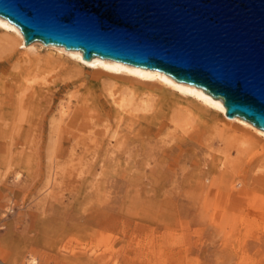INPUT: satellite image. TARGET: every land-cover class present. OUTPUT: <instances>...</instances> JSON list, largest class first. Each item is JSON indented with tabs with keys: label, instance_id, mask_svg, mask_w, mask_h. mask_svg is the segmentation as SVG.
<instances>
[{
	"label": "rangeland",
	"instance_id": "1",
	"mask_svg": "<svg viewBox=\"0 0 264 264\" xmlns=\"http://www.w3.org/2000/svg\"><path fill=\"white\" fill-rule=\"evenodd\" d=\"M13 57L0 69L5 77L0 85L10 88L7 95L11 91L3 129H25L27 141L0 150V264H264V139L233 143L239 132L202 110L208 126L215 121L220 130L205 131L196 143L183 146L181 155L192 156L204 170L214 163L220 173L203 180L202 188L188 195L194 203L185 199L189 203L182 209V159L160 194L136 190L126 174L100 172L122 170L129 164L125 156L117 167L100 159L90 165L66 156L48 160V136L59 107L83 94L103 99L109 89L92 80L90 69L69 76L43 60L23 61L22 49ZM32 89L41 95L31 96ZM196 128L204 129L200 123ZM184 166L192 170L189 162ZM214 177L220 185L209 195ZM198 215L204 216L199 225L191 221Z\"/></svg>",
	"mask_w": 264,
	"mask_h": 264
},
{
	"label": "bare ground",
	"instance_id": "2",
	"mask_svg": "<svg viewBox=\"0 0 264 264\" xmlns=\"http://www.w3.org/2000/svg\"><path fill=\"white\" fill-rule=\"evenodd\" d=\"M19 49H22L23 61L40 64L43 60L44 63L61 69L69 76H79L85 68L90 69L86 71H89L92 80H101L102 84L109 89L103 99L98 95L88 97L83 94L78 96L74 102L68 99L65 105L59 107L58 121L53 123L52 131L48 136L46 146L48 160L66 156L89 164L100 159L101 162L113 163L114 167H117L119 158L125 156L129 164L122 170L107 167L101 169L100 172L126 174L136 190H142L148 194H160L163 182L170 175H176L173 168L182 159L184 164L189 162L192 167V170H188L184 164L180 167L182 193L178 205L183 209L189 203H186L185 199L194 203L193 196L188 195L199 191L204 185L203 180H210V175L215 176L220 173L214 163L207 165V170H204L200 169L199 164L192 156L183 157L181 155L183 146L191 142L196 143L205 131L217 132L218 124L213 121L208 126L207 119L203 118L204 113L212 111L215 116H220L223 119L222 122L225 126L233 127L239 132L238 135L232 136L233 143L248 145L264 139L263 130L239 117H227L225 106L200 87L177 81L159 70L130 65L113 59L93 56L91 59L85 60L80 50L66 49L60 45H46L41 41L25 44L19 28L0 16V69L2 65L14 58V54ZM42 52L45 55L44 58L40 56ZM48 67L46 68L48 69ZM0 77L1 79L5 78L2 77V74ZM2 85H0V150L3 147L8 149L14 143L22 145L27 141L25 129H15L12 124V126L9 125L8 130L4 131L5 129H3L6 128V119L9 120L7 118L9 99L7 97L9 94L11 95V91L9 90L7 95L10 88L5 89ZM67 86L66 83L63 87ZM165 91L178 98L166 97ZM29 92H31V96H40L42 93L41 90L36 89ZM31 105L30 103L29 106ZM38 112L40 111L38 110ZM101 122L106 124L100 125ZM197 123H200L204 129L197 131ZM192 133H195L196 136ZM17 153L21 152L18 150ZM6 155L8 156V151ZM152 163L157 166L153 167ZM195 167H199L198 172L194 171ZM174 177L176 178V176ZM143 179L146 181H141ZM219 185V178L214 177L209 187V195H214ZM185 186H189L192 190L185 189ZM203 218L204 216L198 215L194 216L191 221L199 225L203 222ZM230 236V234L227 235V237ZM31 261L35 262V259Z\"/></svg>",
	"mask_w": 264,
	"mask_h": 264
},
{
	"label": "water",
	"instance_id": "3",
	"mask_svg": "<svg viewBox=\"0 0 264 264\" xmlns=\"http://www.w3.org/2000/svg\"><path fill=\"white\" fill-rule=\"evenodd\" d=\"M23 34L159 70L264 131V0H0Z\"/></svg>",
	"mask_w": 264,
	"mask_h": 264
}]
</instances>
